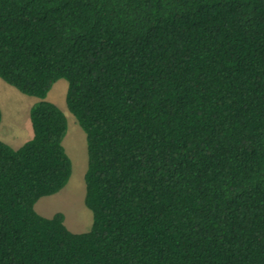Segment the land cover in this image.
Here are the masks:
<instances>
[{
  "label": "trees",
  "instance_id": "obj_1",
  "mask_svg": "<svg viewBox=\"0 0 264 264\" xmlns=\"http://www.w3.org/2000/svg\"><path fill=\"white\" fill-rule=\"evenodd\" d=\"M0 78L39 99L0 140V264H264V0H0ZM61 79L84 233L35 209L73 172Z\"/></svg>",
  "mask_w": 264,
  "mask_h": 264
},
{
  "label": "rangeland",
  "instance_id": "obj_2",
  "mask_svg": "<svg viewBox=\"0 0 264 264\" xmlns=\"http://www.w3.org/2000/svg\"><path fill=\"white\" fill-rule=\"evenodd\" d=\"M67 91L68 82L61 79L51 89L47 100L56 104L68 119V134L63 145L72 161V176L65 188L54 195L42 197L35 209L47 218L62 212L65 215V224L72 232L84 233L91 229L93 223L92 211L85 204L86 173L89 164L87 135L67 106ZM26 122L32 131L29 113Z\"/></svg>",
  "mask_w": 264,
  "mask_h": 264
},
{
  "label": "crops",
  "instance_id": "obj_3",
  "mask_svg": "<svg viewBox=\"0 0 264 264\" xmlns=\"http://www.w3.org/2000/svg\"><path fill=\"white\" fill-rule=\"evenodd\" d=\"M14 88L0 78V107L3 112L0 140L18 149L34 135L33 127L31 131L26 117L39 99L25 95L19 90L18 92Z\"/></svg>",
  "mask_w": 264,
  "mask_h": 264
}]
</instances>
